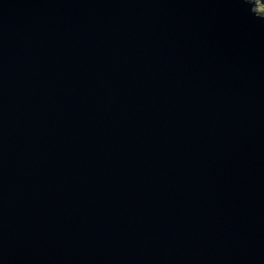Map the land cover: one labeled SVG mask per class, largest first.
<instances>
[{
    "label": "water",
    "instance_id": "1",
    "mask_svg": "<svg viewBox=\"0 0 264 264\" xmlns=\"http://www.w3.org/2000/svg\"><path fill=\"white\" fill-rule=\"evenodd\" d=\"M253 8L0 0V264H264Z\"/></svg>",
    "mask_w": 264,
    "mask_h": 264
},
{
    "label": "trees",
    "instance_id": "2",
    "mask_svg": "<svg viewBox=\"0 0 264 264\" xmlns=\"http://www.w3.org/2000/svg\"><path fill=\"white\" fill-rule=\"evenodd\" d=\"M259 9H261V11L264 12V7L262 5H259Z\"/></svg>",
    "mask_w": 264,
    "mask_h": 264
},
{
    "label": "rangeland",
    "instance_id": "3",
    "mask_svg": "<svg viewBox=\"0 0 264 264\" xmlns=\"http://www.w3.org/2000/svg\"><path fill=\"white\" fill-rule=\"evenodd\" d=\"M263 5H264V3H263ZM264 13V12H263Z\"/></svg>",
    "mask_w": 264,
    "mask_h": 264
}]
</instances>
